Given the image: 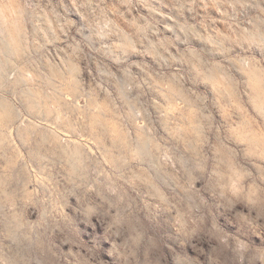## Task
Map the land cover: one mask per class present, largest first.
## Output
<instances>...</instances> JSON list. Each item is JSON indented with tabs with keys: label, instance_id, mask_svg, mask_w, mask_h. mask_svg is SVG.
<instances>
[{
	"label": "clouds",
	"instance_id": "obj_1",
	"mask_svg": "<svg viewBox=\"0 0 264 264\" xmlns=\"http://www.w3.org/2000/svg\"><path fill=\"white\" fill-rule=\"evenodd\" d=\"M0 264H264V0H0Z\"/></svg>",
	"mask_w": 264,
	"mask_h": 264
}]
</instances>
